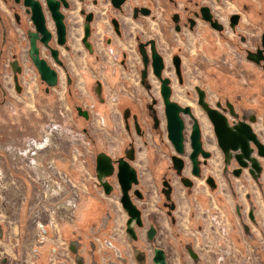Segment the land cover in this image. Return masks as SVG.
Masks as SVG:
<instances>
[{"label": "flooded vegetation", "instance_id": "flooded-vegetation-1", "mask_svg": "<svg viewBox=\"0 0 264 264\" xmlns=\"http://www.w3.org/2000/svg\"><path fill=\"white\" fill-rule=\"evenodd\" d=\"M40 1L49 30L46 36L43 33L37 36L40 57L57 71V86L64 82L70 102H75L71 113L80 114L82 119L91 122L93 114H111L113 104L122 115L124 127L120 142L106 138L107 143L103 146L99 142L91 143L94 160L88 165L93 167L90 169L93 180L87 181L80 194L78 216L73 220L70 215L63 225L65 232L57 264H221L225 256L220 243L224 247L228 245L231 232L223 226L224 234L229 239L226 240L225 235L221 237L218 227L222 226L216 205L226 215V222H229L232 213L226 210L228 194L219 191V179L223 180L235 201L237 216L234 220L237 223V217L239 221L242 220L247 237L252 231L251 224L259 223L256 204L252 194L246 193L250 205L247 211L249 226L243 212L244 206L239 202L235 181L246 183V178L256 180L249 168L241 167L235 158L227 164L218 142L221 159L220 165L215 166V141L210 133L209 138L205 136L204 122L200 118L202 113L198 107L190 103L183 105L191 106L195 114H167L162 79L155 73L153 47L163 57L162 77L170 79V99L177 102L174 99V78L167 73V69L172 67L181 86L184 85L183 54L190 50H173L170 34L174 32L173 35L185 40L186 29L195 34L201 23L203 27L224 35L228 33L225 22L216 16L210 3L201 0H50L54 6L60 7L65 16V42L60 43L58 26L47 0ZM3 4L7 9L3 8ZM204 6L211 7L213 19L223 25L222 30L203 20L201 8ZM77 7L83 18L79 42L81 55L75 51L70 36L69 12ZM235 14L240 16L234 18ZM31 16V8L25 5V0H0V44L14 42L15 26L21 27L25 33V45L28 44V61L37 74L32 81L38 85L33 97L36 98L42 88L44 94L51 98L55 96V87L47 89V82L41 78L29 54L28 32L37 31ZM243 19L236 12L228 17L229 29L236 37L229 39V42L232 48L235 46L237 53L245 54L248 60L249 52L264 50V27L260 33H243L240 28L254 26L250 24L253 22L246 24ZM151 21L155 22L156 28ZM44 38L47 41H42ZM19 39L17 37L16 40L19 53L13 50L14 56L9 61L8 70L13 73L17 92L23 93L21 76L26 67L21 59L23 43ZM162 42L167 44V48L161 47ZM4 50L0 49V62ZM144 55L147 56L146 60ZM176 57L180 58V71ZM15 61H18L16 71L13 66ZM250 61L260 68L254 86H264V59L260 63ZM153 77L159 83L158 95L154 90ZM17 81L21 90H18ZM79 81L84 92L79 88ZM198 86L206 90L208 100L209 90L201 85H195L196 92L192 98L198 103ZM2 95L6 97L7 93ZM219 103L220 106H217ZM230 105L238 114H230ZM216 106L225 113L231 126L243 120L244 115L248 119L253 116L257 118L253 127L259 123L257 106V110L251 109L244 114L238 110L237 102L228 96L219 97ZM104 108L108 111H103ZM203 115L207 123L211 122L208 114ZM196 121L201 131L200 148L193 139ZM104 129L113 133L109 125H105ZM180 129L183 134L181 142L178 136ZM256 129L262 132L264 128L256 125ZM256 129L254 127L264 142L263 133ZM82 131L94 140L87 127H83ZM34 140L35 144L38 140ZM251 146L255 148L253 154L258 157L257 146L253 143ZM44 153L47 154L46 150ZM140 154L143 156L140 157ZM44 161L49 164L50 160L44 158ZM261 161L263 171L259 182L264 175V158ZM142 166L149 173L147 178H150L152 188L144 185ZM238 172L239 176L236 175ZM260 191L263 194L264 186L260 185ZM262 197L264 199V195ZM209 218L214 220L217 227L208 226ZM0 237H3V229H0ZM220 250L223 251L221 256ZM3 262L7 263V259L4 258Z\"/></svg>", "mask_w": 264, "mask_h": 264}, {"label": "rangeland", "instance_id": "rangeland-1", "mask_svg": "<svg viewBox=\"0 0 264 264\" xmlns=\"http://www.w3.org/2000/svg\"><path fill=\"white\" fill-rule=\"evenodd\" d=\"M201 1L210 3L215 14H217L216 16L225 22L228 33L223 35L215 31L217 33V36H215L216 38L220 37L221 43H225L227 46L230 45L229 39H236L229 29L228 23V17L232 13H240L246 24L253 22L250 24L254 26L247 25L246 28L239 29L243 33L249 34L253 31L260 33L264 27V14H262L261 7H259L258 15L252 16L249 10L252 9L255 12L256 7H243L242 9L241 6L231 5L229 6L231 8L228 9L226 4L230 3H227V0H221V2L217 0ZM3 8L7 9L4 4ZM224 11L227 14L222 16L224 14L221 13V17L220 12L224 13ZM82 19L78 7L69 12L71 41L79 55L82 54L79 43L83 31L81 27ZM151 25L157 27L155 22L152 21ZM200 26H202L201 23ZM15 31L16 39L14 42L8 41L3 45L0 44V49H5L2 55L3 60L0 62V229H3V237H0V264H36L34 260L36 256L39 258L37 264H48V262L44 261L43 263L42 261L55 247L54 239L56 238L54 236H57L55 229L61 225L58 222L57 225L54 224L55 226L51 227L47 223L49 211L52 207L57 210L60 206L58 213L65 211L71 215L73 220L78 216V206L81 201L80 194L85 189L87 181L93 180L90 172L93 167L88 165V162L91 164L94 160L92 141L99 142L100 146L107 143L106 138L112 142H120V137L124 134V127L122 115L116 111L113 104H111V114H93L91 122L82 119L80 114L71 113V108L75 102H70L63 81L55 87L54 97L49 98L44 94V89L40 88L38 96L34 98L33 94L38 90V85H34L32 81L36 79L37 74L28 61V44L25 45L24 31L20 26H15ZM188 31L186 29V32ZM173 34L174 32L170 34L173 39V50H183L182 47L178 48L179 46L176 45L175 35ZM17 37L23 43L21 46V59L26 67L24 74L21 76V84L24 87L23 93L17 92L13 73L8 70L9 61L14 56L13 50L15 49V52L19 53L20 47L16 43ZM216 38L209 35L211 41L207 43L209 44L207 46H209V49L212 47L210 50L206 47L205 49L202 48V54L200 55L192 51H189V53L184 52L185 55L183 54V56L186 62L184 65V76L186 78L184 85L181 86L172 67L167 69V73L174 78V99L182 106L190 103L192 106L195 105L201 108L196 99L192 98L196 92L195 85H201L209 90L208 100L213 106H216L219 97L225 98V96H228L237 102V108L241 112L243 110H257L258 108L259 123L254 124V127L256 129V125H261L264 128V86H254L260 68L256 65L253 66L251 63H249V66H239L240 61L246 60V55L237 53L235 46L231 53L227 47L222 48L223 44L215 47L212 42ZM166 45L165 42H162L161 47L167 48ZM99 48L101 49V45H99ZM169 55L167 54V56ZM169 58L168 64L171 66ZM72 68H74L73 65ZM137 78L136 76V80ZM153 79L156 85L154 90L158 95L159 83L154 77ZM78 85L83 91L81 81L78 82ZM136 86L140 89L138 85ZM178 91L183 92L184 99L177 96ZM2 93H7V96L4 97ZM103 111H108V109L104 108ZM202 111L203 115L204 112ZM203 122L205 136L209 138L210 133L215 141L213 146L214 159L219 164L221 151L217 145L216 136L211 130L212 124L210 121L207 123V120H203ZM105 125L111 126L113 133L106 132ZM83 127L89 129L94 140L82 131ZM208 127H210V132ZM257 131L264 135V129L262 132ZM34 139L38 140L35 143L36 145ZM45 150L47 154L44 153ZM44 158L50 160L49 164L44 161ZM141 168L144 185L152 188L151 180L147 178L149 173L144 169V166ZM219 180L221 183L219 191L228 194L226 196V210L232 213L229 222H226V215L223 214V211L221 213L219 211L221 210L219 209L220 206L216 205L219 214L218 219L222 226L221 228L218 227L221 237L225 235L223 226L229 233L231 232L228 235L230 239L225 235L226 240L227 238L230 240L228 245L224 247V244L220 243V249L224 250L225 256V261H220L221 264H264V199H262L264 191L263 194L260 191V185L261 187L264 186V175L258 183L250 178H246V183L235 181L237 194L240 198L239 202L242 207L244 206L243 212L246 219L248 208H250L246 193H251L255 199L254 203L256 204L259 223L253 225L247 219L249 221L247 224L249 226L251 224V228H253L248 237L242 226V220L239 221L238 217L236 218L238 223L234 220V217L237 216L235 201L229 194L223 180L221 178ZM54 219L60 221L55 215ZM39 222L44 224L46 237L50 239V242H46L42 247H39L41 244L39 235H42L38 227ZM207 224L208 226L211 224L217 227L212 218L207 220ZM239 240L241 241L240 244L238 243ZM57 245L60 248L62 243L58 242ZM36 248L39 249L38 252H36ZM221 253L223 251L220 250V256ZM248 256H256L257 259L256 261H250ZM4 258L7 259V263L3 262Z\"/></svg>", "mask_w": 264, "mask_h": 264}, {"label": "water", "instance_id": "water-1", "mask_svg": "<svg viewBox=\"0 0 264 264\" xmlns=\"http://www.w3.org/2000/svg\"><path fill=\"white\" fill-rule=\"evenodd\" d=\"M221 2V0H217ZM47 4L49 5L50 10L52 11V15L56 20L58 26V32L60 35V43L65 42V35H66V24L64 22V14L60 10L59 6H54L50 0H47ZM25 5L31 8L32 20L34 21L37 31H29V39H30V49L29 54L31 59L33 60L34 64L37 67L41 78L47 82L48 88L49 87H56L58 84V73L57 71L52 68L45 59L40 57V48L37 45V36L39 33L48 34L49 30L46 25V17L43 10V5L40 0H25ZM201 16L203 20L210 21L212 26L215 27L217 30H222L223 25L218 24L217 19H213V12L210 6H204L201 8ZM240 15L235 14L233 15L234 18H238ZM233 25V24H232ZM42 41H47L46 38ZM154 46V45H153ZM263 46H264V33H263ZM154 52V65H155V73L157 77L162 79V92L166 102V112L167 114H181V112L188 113V114H195L192 110L191 106H181L178 102L171 100V88L168 86L170 82L169 78L162 77V69L164 67L163 64V57L155 50L153 47ZM264 50L259 49L257 53H248V59L255 61L256 63H260L261 59H264L263 55ZM145 60H146V55ZM176 65L178 71H180V58L176 57ZM18 61L13 62V66L15 67ZM146 72H144L145 76ZM18 90H21L19 83L17 81ZM199 98L198 104L203 110L205 114H208L213 126L215 128V134L217 138V142L222 149L225 162L228 164L231 159L235 158L236 161L239 163L241 167L249 168L250 173L256 180L259 182L261 178L263 166L261 158H264V142L259 138L257 132H255L253 123L257 121L255 116L251 118H247L246 115L243 116V120L239 121L235 125L231 126L229 120L225 113L221 111L217 106H220V103L217 106H213L207 100V93L206 90L201 88L200 86L197 87ZM248 110H243L244 114L247 113ZM230 114H238L235 109L230 105ZM248 120V121H246ZM179 142L183 139V134L181 129L178 131ZM201 131L199 128V124L196 121L195 129L193 131V139L198 144V147H201ZM257 146V156L253 153L255 152V148L251 146V144ZM242 169V168H241ZM237 176L240 175L238 172Z\"/></svg>", "mask_w": 264, "mask_h": 264}, {"label": "crops", "instance_id": "crops-1", "mask_svg": "<svg viewBox=\"0 0 264 264\" xmlns=\"http://www.w3.org/2000/svg\"><path fill=\"white\" fill-rule=\"evenodd\" d=\"M258 3V4H255V3ZM227 3H230V4H226V8H228V9H230L231 7H229V6H231V5H238V6H241V8L243 9V7H245V8H252V7H256V11L255 12H253L252 11V9L251 10H249V11H251L250 13L252 14V16H256V15H258V10H260V8L259 7H261V10H262V14H264V0H234V1H230V0H227ZM236 3V4H235ZM224 14V15H222V14ZM225 14H227V12H225L224 11V13L223 12H220V16L222 15V16H225ZM217 15V14H216ZM221 16V17H222ZM264 20V19H263ZM264 22V21H263ZM205 29H208V28H206V27H203V26H199V28H197V32L195 33V34H193V33H191V32H187L186 34H185V36H186V38H185V40H182L178 35H176L175 36V40H176V45H178L179 47H182L184 50H190V51H192L193 53H195V54H197V55H200V54H202V48H204L205 49V47H206V49H208V50H210L211 49V47H210V49H209V46H207V45H209V44H207V43H209V41H211V40H209V35H211V36H214L215 38H216V36H217V33L215 32V31H211V30H205ZM210 31V32H209ZM216 35V36H215ZM220 37H217L216 39H215V41L214 42H212L213 44H214V46L216 47L217 45L219 46V45H222L223 43H221V41H220ZM224 39H226V38H224ZM205 42H206V44H205ZM228 48L229 49V51H230V53L231 52H233V48L229 45V46H227V44H223V46H222V48L224 49V48ZM208 53H209V51H207ZM203 53H205V51H203ZM249 63H251L253 66H255L256 64L255 63H253V62H251L250 60H243V61H240L239 62V66H249L250 64ZM186 64V62H185V58H184V65ZM192 65H195L194 63H191ZM177 96L179 97V98H181V99H184V95H183V92H181V91H178V93H177ZM200 109V111H202L201 110V108H199ZM203 112V111H202ZM202 115V114H201ZM201 120L203 121V120H205V117H204V115H202L201 117ZM208 125V124H207ZM143 156V154H140V157H142ZM214 164H215V166L217 167L218 166V164H217V162H214ZM253 198H254V196H253ZM262 199H263V197H262ZM255 200V199H254ZM257 216V215H256ZM259 220V219H258ZM64 223V222H63ZM64 225V224H63ZM62 225V223H61V225L57 228V229H55V232L57 231V236H54L56 239H54V244H57L58 242H61L62 243V241H60L61 239H62V235L64 234V232H65V227ZM62 229V230H61ZM252 231H253V228H252ZM56 234V233H55ZM64 238V237H63ZM56 241H57V243H56ZM47 258H48V256H46V259L45 258H43V263H44V261L47 263ZM248 258H249V260L250 261H256V259H257V257L256 256H254V257H252V256H248ZM255 258V259H254ZM39 259V258H38ZM39 260H37V262H38ZM37 262H36V264H37ZM58 262H56V264H57ZM41 264V263H40Z\"/></svg>", "mask_w": 264, "mask_h": 264}, {"label": "built area", "instance_id": "built-area-1", "mask_svg": "<svg viewBox=\"0 0 264 264\" xmlns=\"http://www.w3.org/2000/svg\"><path fill=\"white\" fill-rule=\"evenodd\" d=\"M64 207V206H63ZM60 210V206H58V209L56 210L54 207H52L51 211H49V215H48V219H47V223L52 227L57 225V223L59 222L60 224L63 222H66L69 220V214L65 211H61L60 213H58L57 211ZM54 215L58 217V219H60V221H57V219H54ZM55 224V225H54ZM39 230L42 233V235H39L41 237V244L39 245V247H42L43 244H45L46 242H50V239H48V237H46V228L44 226V224L42 222H39ZM55 247L49 252L48 254V258H47V262L48 264H56L59 253H60V248H58L57 244H54ZM36 252L39 251L38 248H36ZM38 259V257H35V261Z\"/></svg>", "mask_w": 264, "mask_h": 264}, {"label": "bare ground", "instance_id": "bare-ground-1", "mask_svg": "<svg viewBox=\"0 0 264 264\" xmlns=\"http://www.w3.org/2000/svg\"><path fill=\"white\" fill-rule=\"evenodd\" d=\"M63 175V174H62ZM38 260V259H37ZM37 260H36V262H37Z\"/></svg>", "mask_w": 264, "mask_h": 264}]
</instances>
